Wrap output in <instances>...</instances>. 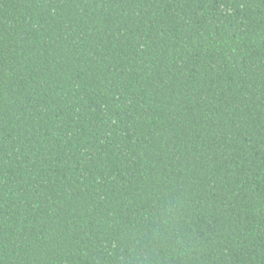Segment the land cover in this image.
I'll return each instance as SVG.
<instances>
[{"label":"trees","instance_id":"trees-1","mask_svg":"<svg viewBox=\"0 0 264 264\" xmlns=\"http://www.w3.org/2000/svg\"><path fill=\"white\" fill-rule=\"evenodd\" d=\"M0 264H264V0H0Z\"/></svg>","mask_w":264,"mask_h":264}]
</instances>
